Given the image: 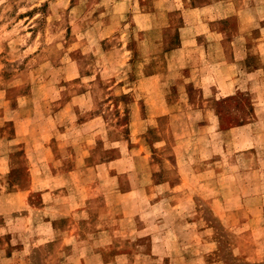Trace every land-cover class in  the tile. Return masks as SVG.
Wrapping results in <instances>:
<instances>
[{"label":"rangeland","instance_id":"obj_1","mask_svg":"<svg viewBox=\"0 0 264 264\" xmlns=\"http://www.w3.org/2000/svg\"><path fill=\"white\" fill-rule=\"evenodd\" d=\"M0 264H264V0H0Z\"/></svg>","mask_w":264,"mask_h":264}]
</instances>
